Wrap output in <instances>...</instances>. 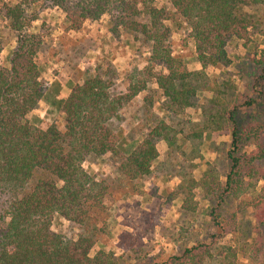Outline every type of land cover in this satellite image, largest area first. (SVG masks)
Segmentation results:
<instances>
[{
    "label": "trees",
    "instance_id": "obj_1",
    "mask_svg": "<svg viewBox=\"0 0 264 264\" xmlns=\"http://www.w3.org/2000/svg\"><path fill=\"white\" fill-rule=\"evenodd\" d=\"M44 2L63 11L67 31H79L86 20L107 14L112 32H128L148 53L141 68L131 67L123 75L112 62L80 70L81 80L67 96L52 101L62 115V128L55 122L42 126L30 116L59 89L58 82L41 79L37 54L45 36L29 30L37 16L27 11ZM167 22L175 29L187 26L200 70H188L183 56L174 52ZM0 25L15 38L9 66H0V264H117L113 251L101 248L90 254L107 233L106 198L112 184L83 163L112 155L118 177L136 185L151 172L157 141H165L168 156L181 159L180 123L174 120L191 106L207 67L230 65L227 45L232 40L261 46L256 81L264 83V0H166L160 6L154 0H0ZM3 48L0 37V53ZM254 90L255 97L259 90ZM235 108L228 113L225 170L208 162L194 175L197 163L190 171L182 160L176 164L179 181L171 197L181 198V211L196 210V188L203 199H211L207 241L168 255L153 248L133 264H264V122L242 126ZM135 117L143 127L131 146L134 140L121 135L116 121ZM199 126L190 129V161L199 158L205 143L207 128ZM247 208L252 209V227L242 220ZM60 218L80 229L76 238L51 230ZM144 236L131 226L118 234L116 245L136 254Z\"/></svg>",
    "mask_w": 264,
    "mask_h": 264
},
{
    "label": "rangeland",
    "instance_id": "obj_2",
    "mask_svg": "<svg viewBox=\"0 0 264 264\" xmlns=\"http://www.w3.org/2000/svg\"><path fill=\"white\" fill-rule=\"evenodd\" d=\"M154 2L157 6L166 4V0ZM27 14L37 16V19L31 22L29 30L41 31L45 36V41L37 54L41 79L48 84L54 81L59 84V92L57 89L55 92L52 90V94L41 100L30 115L38 117L42 126L55 122L62 128V115L52 101L61 96V90L67 93L74 82L81 80L82 70L93 69L103 62H112L118 74L123 75L131 67L141 68L145 63L148 54L146 47L136 42L133 35L126 31L119 29V32H112L107 14L97 20H86L82 28L76 32L65 30L63 11L46 2L29 8ZM167 24L171 25L170 22ZM171 27L174 52L183 56L188 70H200L201 66L195 59L194 46L188 35L187 26L183 23L179 28L175 29L172 25ZM0 37L4 44L0 53V66L8 67V56L15 45V38L3 25H0ZM259 48L261 46L253 47L248 39L232 40L227 45L230 65L209 66L203 75L199 76L198 91L192 99L191 106L185 108L183 114L174 120L180 123L177 126L180 134L176 138L183 143L185 153L181 159L168 156L165 141H157L158 157L152 165L151 172L136 182V185L126 184L118 177L116 159L112 155L106 154L83 163L87 171L98 177L110 179L112 184L111 192L106 198L107 233L101 234L99 241L90 251L91 255L102 248L114 252L117 264H133L144 260L153 248L168 255L180 253L196 241H207L208 232L211 230L208 216L211 199H203L201 188H196L194 193V198L198 202L196 210L183 213L181 198L171 197V191L179 181L177 176L179 165L176 164L182 160L184 167L190 171L193 168L192 164L197 163L199 168L194 175L196 173L199 175L200 170H203L208 162L223 171L228 165L225 155L229 141L226 132L231 128L228 120L229 111L236 107L235 118L242 126L253 120L264 122V83L256 81L259 73L256 62ZM254 86L259 90L255 97ZM251 98H254L253 103L247 105L246 102ZM154 110L161 115L157 107ZM138 117L131 118L128 123L126 120L116 121V124L121 126V135L127 136L128 140H134L130 143L131 146L140 138L136 134L142 126L136 121ZM193 124L205 126L207 131L206 133L204 131L203 135L205 143L200 145V154H197L200 155L199 158L190 161L187 154L191 153L189 146L192 143L189 135ZM251 214V208L242 212V220L249 227L254 223ZM131 226L145 234L141 252L136 254L122 250L116 245L118 234L123 230H131ZM51 230L60 232L68 238H76L80 232L74 224L61 218L54 220Z\"/></svg>",
    "mask_w": 264,
    "mask_h": 264
},
{
    "label": "crops",
    "instance_id": "obj_3",
    "mask_svg": "<svg viewBox=\"0 0 264 264\" xmlns=\"http://www.w3.org/2000/svg\"><path fill=\"white\" fill-rule=\"evenodd\" d=\"M61 85H63V84L61 83ZM69 90H70V88H69ZM69 90H68L67 93H63L62 90H61V96H67V94L69 93Z\"/></svg>",
    "mask_w": 264,
    "mask_h": 264
}]
</instances>
